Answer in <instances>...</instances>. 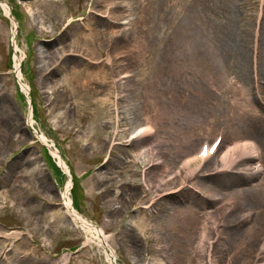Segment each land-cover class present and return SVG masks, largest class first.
Returning a JSON list of instances; mask_svg holds the SVG:
<instances>
[{
	"label": "rangeland",
	"instance_id": "rangeland-1",
	"mask_svg": "<svg viewBox=\"0 0 264 264\" xmlns=\"http://www.w3.org/2000/svg\"><path fill=\"white\" fill-rule=\"evenodd\" d=\"M71 177L114 263L63 205ZM263 251L264 0H0V264H264Z\"/></svg>",
	"mask_w": 264,
	"mask_h": 264
},
{
	"label": "bare ground",
	"instance_id": "bare-ground-1",
	"mask_svg": "<svg viewBox=\"0 0 264 264\" xmlns=\"http://www.w3.org/2000/svg\"><path fill=\"white\" fill-rule=\"evenodd\" d=\"M4 6L6 7V10H7V13H9L10 12V8H9V6H7V4H5L4 3ZM136 47H137V52H139V53H142L143 52V48L141 47V45H136ZM23 88L28 92L29 91V86L27 85V84H23ZM245 111V110H244ZM30 123H33V118L31 117L30 118ZM150 122H149V120H146V123L145 124H149ZM146 129V127L145 126H141V127H139L138 128V130H137V132L138 131H144ZM142 136H150V135H148V132H143L142 134H141ZM42 139L43 140H46V137L44 136V135H42ZM134 142L135 143H140L141 141H139V138L137 137V139L136 140H134ZM214 143V142H213ZM53 146H55V145H53ZM139 149H138V152L140 153V155H139V158L140 159H144L145 157H146V155H149V153H147L148 151H149V149H147V147L145 148L144 146L143 147H138ZM219 148H220V146H219ZM241 150H246V148H244V147H242L241 148ZM257 151V150H256ZM252 153H255L254 152V150H252L251 151ZM53 153L56 155V156H59L60 154H58V152L57 151H53ZM210 152L208 151L207 152V156L204 158V157H202V160H207V159H209V158H211V155L209 154ZM203 155V154H202ZM255 155V154H254ZM254 155H252V156H254ZM60 157V159H59V162H60V164L67 170V171H69V168H67V162L65 161V159L60 155L59 156ZM229 161V158H226L224 161H223V163H227ZM248 161H245V160H243L242 161V163L244 164V163H247ZM67 165V166H66ZM227 165V164H226ZM223 169H225V168H223ZM247 170L246 171H250V168L249 167H247L246 168ZM161 170V169H160ZM70 175H71V171H69L68 172ZM147 175V174H146ZM149 177V176H148ZM71 186H72V181L70 180L69 182H68V184H67V187H66V191L63 193V196H64V200H63V202H64V205H65V208L67 209V211L71 214V216H73L74 217V219H77V221H80V222H82V224H87L88 222H86L84 219H83V217H82V215H80V213L79 212H77L76 210H74L73 208H72V201H71V198H70V194H69V192H70V188H71ZM206 186H208V185H206ZM194 218H197V216H194ZM194 223V222H193ZM192 222H191V225L188 227V226H186L185 228H184V230H188V231H190L189 233L192 235H195V239H196V234L198 233V226H200V220H196L195 221V224H193ZM88 230H90V231H92V233L93 232H95V233H93L94 234V238L96 239L97 237H99L100 238V240L98 239L97 241L100 243V244H103L104 246H105V248L107 249V251H109V253H110V257H111V260H112V263H114L115 262V260H116V258H115V253H114V251H113V249H111L112 247L109 245V243H108V241H107V236L105 235V233H104V231L101 229V228H99L98 226H96L95 224H93V223H88ZM182 230H178V234L181 232ZM205 229H204V227H203V233H202V235L200 236V237H198V240L200 241V243L202 244V242L203 241H205ZM178 234H177V236H178ZM7 236H10V235H15V236H17V235H19L18 234V232H16V231H11V233H8V234H6ZM129 236V235H128ZM194 239V240H195ZM130 240V239H129ZM264 252V251H263ZM67 258V257H66ZM65 258V259H66ZM64 259V263L63 264H66L67 263V260H65Z\"/></svg>",
	"mask_w": 264,
	"mask_h": 264
},
{
	"label": "snow or ice",
	"instance_id": "snow-or-ice-1",
	"mask_svg": "<svg viewBox=\"0 0 264 264\" xmlns=\"http://www.w3.org/2000/svg\"><path fill=\"white\" fill-rule=\"evenodd\" d=\"M205 154H206V150H205Z\"/></svg>",
	"mask_w": 264,
	"mask_h": 264
}]
</instances>
